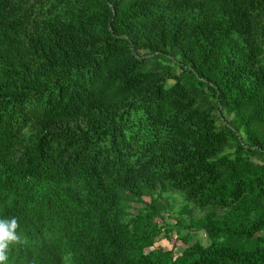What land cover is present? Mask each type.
<instances>
[{
  "label": "trees",
  "instance_id": "16d2710c",
  "mask_svg": "<svg viewBox=\"0 0 264 264\" xmlns=\"http://www.w3.org/2000/svg\"><path fill=\"white\" fill-rule=\"evenodd\" d=\"M13 217L8 264H264V0H0Z\"/></svg>",
  "mask_w": 264,
  "mask_h": 264
},
{
  "label": "clouds",
  "instance_id": "9594fccd",
  "mask_svg": "<svg viewBox=\"0 0 264 264\" xmlns=\"http://www.w3.org/2000/svg\"><path fill=\"white\" fill-rule=\"evenodd\" d=\"M17 229L18 221L15 217L0 219V264H8L9 256L7 252L10 245L21 241Z\"/></svg>",
  "mask_w": 264,
  "mask_h": 264
},
{
  "label": "rangeland",
  "instance_id": "374dc122",
  "mask_svg": "<svg viewBox=\"0 0 264 264\" xmlns=\"http://www.w3.org/2000/svg\"><path fill=\"white\" fill-rule=\"evenodd\" d=\"M174 196H175L174 200L169 198V202H170L171 206H175L174 208H176V205L180 206V204L182 202V198L176 193L174 194ZM194 237H195L194 240H199L204 245L207 243L206 237H204L202 234L195 235ZM175 238H176L175 235L172 236V241L161 238L157 242L156 247H163V248L168 249V250H171L172 248H174L175 254L179 255V253L181 251H183L186 247L183 244H181L180 242H178L175 245L174 241H173Z\"/></svg>",
  "mask_w": 264,
  "mask_h": 264
}]
</instances>
